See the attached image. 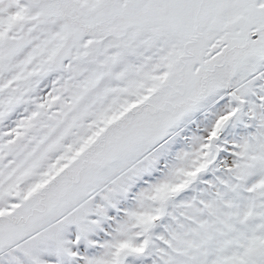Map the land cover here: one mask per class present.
Here are the masks:
<instances>
[{"label": "snow or ice", "instance_id": "snow-or-ice-1", "mask_svg": "<svg viewBox=\"0 0 264 264\" xmlns=\"http://www.w3.org/2000/svg\"><path fill=\"white\" fill-rule=\"evenodd\" d=\"M0 264H264V0H0Z\"/></svg>", "mask_w": 264, "mask_h": 264}]
</instances>
